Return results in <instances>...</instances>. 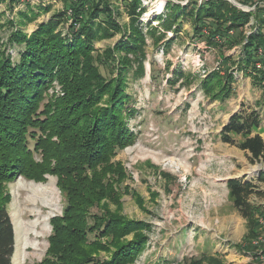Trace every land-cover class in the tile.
<instances>
[{
	"label": "trees",
	"instance_id": "obj_1",
	"mask_svg": "<svg viewBox=\"0 0 264 264\" xmlns=\"http://www.w3.org/2000/svg\"><path fill=\"white\" fill-rule=\"evenodd\" d=\"M77 1L79 5L71 8L81 25L79 30L71 28L77 33L73 43L56 33L58 22L42 24L27 35L16 32L10 21L14 32L8 41L23 47L17 61L3 50L0 14V264H13L16 233L8 211L11 196L7 185L19 177L45 182L46 176H57V186L66 199L62 216L51 220L49 249L39 264H135L148 242L149 225L110 211L104 202L119 201L114 185L122 182L125 171L114 159L133 145L138 135L130 129L137 109L127 107L130 97L126 88L134 63H138L136 72L144 73L146 37L137 24L144 12L142 0H129L130 35L103 56L94 55V41L123 31L113 16L110 0ZM88 1L92 7L85 9ZM237 1L254 7V11L240 9L227 0L190 2L184 7L168 3L166 18L159 21L165 32L177 31L180 18L187 16L202 37L199 40L218 49L222 56L242 47L240 67L255 69V78L264 87V68H256L257 63L264 67L263 2L254 0L250 5L247 0ZM5 2L20 0H0V5ZM22 16L26 19L23 26L37 18L34 12ZM95 19L100 23L90 25ZM156 31L152 27L149 34L157 37L158 45L161 36ZM152 77L156 80L155 75ZM173 77L169 84L188 79L180 71ZM55 82L62 87V96L49 94ZM232 82L231 75L224 79L213 72L202 81L201 89L214 99L226 101L233 94ZM261 123L260 112L242 105L224 125L222 141L248 153L252 162H264V139L253 135ZM258 179L264 183V175ZM244 180L230 179L227 187L234 208L253 226L246 242L251 244L262 234L256 223L264 217V207L252 204L251 197H264V192ZM102 252L108 255L102 257ZM205 261L222 263L202 256L177 264Z\"/></svg>",
	"mask_w": 264,
	"mask_h": 264
},
{
	"label": "rangeland",
	"instance_id": "obj_2",
	"mask_svg": "<svg viewBox=\"0 0 264 264\" xmlns=\"http://www.w3.org/2000/svg\"><path fill=\"white\" fill-rule=\"evenodd\" d=\"M204 1L208 0H142L144 12L137 24L146 37L144 73L136 72L138 63H134L126 88L130 97L127 107L137 109V118L130 120V129L138 135L136 142L114 159L125 171L122 182L114 185L119 201H104L110 211L150 226L146 232L147 245L135 264H177L185 258L202 256L215 257L221 264H264V217L256 223L262 231L259 239L246 243L253 226L234 208L227 187L228 180L245 178L244 182H252L264 192V183L258 179L264 175V162H252L248 153L223 142L220 134L243 105L261 113L262 123L253 135L259 134L264 139V87L255 78V69L240 67L244 57L242 47L228 50L222 56L218 49L199 40L202 37L187 16L180 18L177 31L165 32L159 21L160 17L166 18L168 3L184 7L190 2ZM258 1L264 6V0ZM247 2L252 5L254 0ZM17 3L0 5L3 50L12 60L17 61L23 50L8 41L14 30L31 35L42 24L58 22L56 33L73 43L77 33L73 34L71 28L79 30L81 25L71 8L79 5L77 0ZM110 3L123 31L96 39L95 56H103L130 35L127 28L132 16L126 10L129 0ZM235 3L232 4L240 9L254 11V7L243 6L237 0ZM88 6L92 7L91 1L85 9ZM31 12L37 16L36 20L21 25L26 21L22 14ZM96 22L100 23L95 19L90 25ZM152 27L161 36L158 45L157 37L149 34ZM256 68L264 67L257 63ZM177 71L188 79L169 84ZM213 72L224 79L227 74L233 77L230 99H214L201 89L202 81ZM49 94L62 96V87L55 82ZM57 182V176L48 175L45 182L19 177L7 185L11 196L8 211L16 233L13 264H39L46 257L53 233L51 220L62 216L66 205ZM251 203L264 207V197L252 196ZM106 255L101 253L102 257Z\"/></svg>",
	"mask_w": 264,
	"mask_h": 264
},
{
	"label": "water",
	"instance_id": "obj_3",
	"mask_svg": "<svg viewBox=\"0 0 264 264\" xmlns=\"http://www.w3.org/2000/svg\"><path fill=\"white\" fill-rule=\"evenodd\" d=\"M228 1H230L231 3H233L234 5H236V3H235V0H228ZM238 5V4H237ZM239 6V5H238Z\"/></svg>",
	"mask_w": 264,
	"mask_h": 264
},
{
	"label": "built area",
	"instance_id": "obj_4",
	"mask_svg": "<svg viewBox=\"0 0 264 264\" xmlns=\"http://www.w3.org/2000/svg\"><path fill=\"white\" fill-rule=\"evenodd\" d=\"M258 67L261 68L260 65Z\"/></svg>",
	"mask_w": 264,
	"mask_h": 264
},
{
	"label": "crops",
	"instance_id": "obj_5",
	"mask_svg": "<svg viewBox=\"0 0 264 264\" xmlns=\"http://www.w3.org/2000/svg\"><path fill=\"white\" fill-rule=\"evenodd\" d=\"M233 113H234V111H233Z\"/></svg>",
	"mask_w": 264,
	"mask_h": 264
}]
</instances>
